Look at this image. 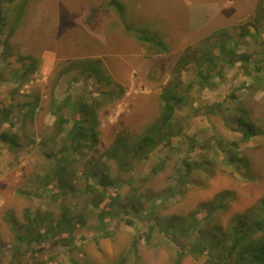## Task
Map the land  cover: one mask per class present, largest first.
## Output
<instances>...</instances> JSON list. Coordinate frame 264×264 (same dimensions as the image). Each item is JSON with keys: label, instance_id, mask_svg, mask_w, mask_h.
<instances>
[{"label": "rangeland", "instance_id": "rangeland-1", "mask_svg": "<svg viewBox=\"0 0 264 264\" xmlns=\"http://www.w3.org/2000/svg\"><path fill=\"white\" fill-rule=\"evenodd\" d=\"M118 1L2 4L0 264H238L235 229L264 238V0ZM222 50L232 63L200 85L193 58ZM78 116L95 138L60 133Z\"/></svg>", "mask_w": 264, "mask_h": 264}, {"label": "trees", "instance_id": "trees-1", "mask_svg": "<svg viewBox=\"0 0 264 264\" xmlns=\"http://www.w3.org/2000/svg\"><path fill=\"white\" fill-rule=\"evenodd\" d=\"M4 0H0V35H3L6 33V17L3 14V4ZM110 4H115L118 8L119 11H122L123 7L121 3L118 0H110ZM129 30H134V32L137 34L138 39L149 43L150 45L156 46L157 48L160 49L162 52H167L169 50L168 45L165 40L159 38L156 34H151L149 32H145L141 29H136L133 28L132 26H127ZM224 47V46H223ZM189 52V50L187 51ZM183 55L180 56V58L177 60L176 65L174 66V74H175V79L176 81H170L162 90L160 96L163 101V106H162V113L160 116V122H168L171 121L174 112H175V102H181L183 99L182 95H179V86L182 83V80L179 78L183 66H185V63H183ZM196 61L197 64V77H198V83L202 86H207L209 83H211V78L214 75H219L220 74V64L221 63H232L228 59L224 58V50L220 52V54L217 56L214 54V52L210 51L203 56H195L193 58ZM242 61L244 60L243 57H241ZM33 65V64H32ZM74 67L77 68H83L85 67L86 69H89L90 71H93L94 73H97L99 71H102L99 69L100 67V60H91V59H86V60H78L76 61V64ZM34 71V70H33ZM68 100H66L67 102ZM88 105L86 104H80L78 111L79 113L83 112L85 108H87ZM94 113V111H93ZM74 120L73 127L68 131L67 137L68 140L70 139L73 143L78 142L80 140H85L90 136L92 138L96 137V130L91 131L87 129H82L81 127V121L80 119ZM8 122V119L5 117V119L2 120V122ZM60 122H65L64 119H61ZM253 133V128L250 124H247V130L245 131L244 135L246 138H249L251 134ZM151 139L143 138V143L144 144H149ZM15 143H17L15 140H13ZM152 141V140H151ZM143 145V144H142ZM66 214L64 212L61 213V219H66ZM70 218H68V225L70 223ZM242 224H244V221H241ZM68 231L70 234L72 233V227L68 226ZM58 225L53 224L48 227L49 231H52L56 229ZM262 227V226H261ZM61 230L62 226L59 225ZM67 237V235H66ZM206 250L205 246H201L199 244H195L192 246L188 247V252L190 253H196V252H201L203 253ZM234 252L237 253L236 261L238 264H264V238H259L256 240H250L246 238V234L243 233V230L240 228L235 229L234 233V238L233 242L230 248V251L228 255H232Z\"/></svg>", "mask_w": 264, "mask_h": 264}, {"label": "crops", "instance_id": "crops-1", "mask_svg": "<svg viewBox=\"0 0 264 264\" xmlns=\"http://www.w3.org/2000/svg\"><path fill=\"white\" fill-rule=\"evenodd\" d=\"M30 1V0H29ZM26 6V5H25ZM25 6H24V10H25ZM27 8H30V4H29V6L27 7ZM5 34V33H4ZM3 34V35H4ZM30 46V41H27L26 42V46ZM28 48H30V49H33L32 48V46H30V47H28ZM33 51H34V49H33ZM35 52V51H34ZM49 53H52V54H55L54 56H56V57H62L63 58V56H65V55H60L58 52H54V51H51V52H48V51H44V52H41V53H39V55H41L42 56V54H43V56H45L46 54H49ZM75 57H78V56H75ZM72 58H74V57H72ZM211 83H209L208 84V86L210 85ZM207 86V87H208ZM64 103H66V102H64ZM67 119V118H66ZM73 127V125L72 126H70V127H66V126H64V128H62V130L60 131V133L62 132V133H67L71 128ZM0 202H2V203H4L3 202V200L2 199H0Z\"/></svg>", "mask_w": 264, "mask_h": 264}]
</instances>
